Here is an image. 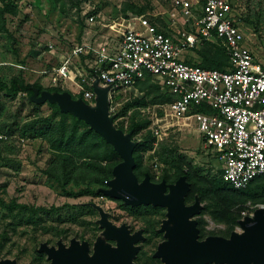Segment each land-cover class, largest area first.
<instances>
[{
    "label": "rangeland",
    "instance_id": "obj_1",
    "mask_svg": "<svg viewBox=\"0 0 264 264\" xmlns=\"http://www.w3.org/2000/svg\"><path fill=\"white\" fill-rule=\"evenodd\" d=\"M172 1L60 0L55 4L52 0H12L18 13L16 16H5L8 33H0V81L9 82L12 77L20 74L27 84L39 83L43 88L59 85L77 97L88 80L84 70L90 69L93 59L89 57H83L84 61L81 58H79L80 60L73 59V71L79 69L83 72V77L74 82L59 81L54 85L52 83V78L55 76L54 69L59 66L61 58L67 56L72 48L82 44H117L125 22L137 16L128 10V6L144 9V15L151 22L157 18L165 23L168 34H172V27L179 28L180 23L183 22L179 11L174 9ZM234 4L235 14L241 20L245 46L252 52L256 62L264 67V0H234ZM89 14L95 17L94 24L88 22ZM172 21H175L174 26L171 25ZM156 22L155 24L158 26ZM48 46H52V49ZM199 50L202 51V47L185 51L181 57L182 59L188 58L193 65H198L201 60ZM20 66L23 69H20ZM152 82L158 85L155 80ZM143 94L136 88V91L121 92L112 98L108 107L110 106L109 109H112L109 110V117L112 118L114 128L119 130L123 127L126 130L127 118L113 119V117L124 102L131 98H140ZM35 98L32 99V103H35V101L33 102ZM150 99L151 97L148 98V100ZM32 103L23 94L11 100L5 97L3 92H0V135L7 137L6 140H1L0 147L5 157L9 159L0 167V199L6 203L15 200L17 203L46 209L69 206L68 210L70 207L88 206L96 211V215L85 216L84 219L87 222L94 221L100 230L96 231L94 236L90 225L86 224L82 227L59 223V229H66L67 234L64 237L55 238L52 233L43 234L44 231L41 228H34L30 225L9 226L12 222L11 218L7 217L6 212L0 209V246L2 245L0 260L10 259L14 260L16 264H49L48 260L47 263H44V259L37 258L36 253H38L39 246L46 243L49 247H56L60 241L67 247L71 239L87 242L90 255L94 252L97 240L115 246L114 241L106 239L103 235L105 229L99 224V211H102L107 220L115 227L125 226L131 235L140 232L142 237H145L141 220L127 217L114 202L107 199L108 197H67L56 183L43 174L52 157L47 142L41 138L21 137L18 133V128L29 120L28 114ZM157 105L149 103L146 107H142L143 109L150 108V113L155 110L149 127L150 130L157 129L159 132L155 136L157 146L155 150L164 146L174 151L176 155L191 161L192 165L198 167L204 175L208 173L211 176L216 175L218 166L215 163L214 155L211 150L204 148L194 119L192 117L177 118L166 108L153 109ZM47 115H49V110L43 106L40 116ZM144 116L150 117L151 115L145 114ZM155 150L144 155V162L146 166L157 163L156 169L153 166V172L158 180L165 166L166 158L161 154H156ZM85 187L84 183L71 182L67 188L77 191ZM90 187L95 188L93 185ZM200 205L203 208V204ZM245 206L247 208L242 213L241 221L247 216H252L261 207L253 205L251 202L246 203ZM65 213L64 210L60 214L64 216ZM200 213L192 220L197 222L202 218L209 236L220 237L227 231L226 225L214 222L208 215L201 217ZM164 221H166V217L162 223ZM161 225L158 227V232L163 235L164 239V233L159 231ZM48 226H57L56 217L48 218L47 222L42 225L45 228ZM5 231L8 233L7 240L2 243V235ZM241 232L242 229L238 222L232 233L240 234ZM110 241L114 243H108ZM135 246L138 247V252L133 259L134 263L140 251L146 255H153L156 251L152 245L144 244V238L138 241ZM43 255L47 259L46 255Z\"/></svg>",
    "mask_w": 264,
    "mask_h": 264
},
{
    "label": "built area",
    "instance_id": "obj_2",
    "mask_svg": "<svg viewBox=\"0 0 264 264\" xmlns=\"http://www.w3.org/2000/svg\"><path fill=\"white\" fill-rule=\"evenodd\" d=\"M172 5L183 20L179 28L172 27V34L161 33L146 16H134L125 22L117 44L72 48L54 69L52 83L82 78L83 72L72 69L73 59H93V75L85 84L90 89L81 99L94 106L95 80L99 88L108 89L110 102L121 92L136 91L137 83L151 76L173 97L153 109L166 108L177 118L192 117L204 148L212 151L219 164L223 181L236 190L245 189L264 176V67L245 46L234 0H173ZM87 20L95 23L93 15ZM205 42L217 44L228 56L224 71L203 69L181 59L185 51ZM154 111L139 109L142 116L151 115L146 117L150 121ZM151 131L154 136L159 133ZM6 139L0 135V140ZM153 166L156 169L157 163Z\"/></svg>",
    "mask_w": 264,
    "mask_h": 264
},
{
    "label": "trees",
    "instance_id": "obj_3",
    "mask_svg": "<svg viewBox=\"0 0 264 264\" xmlns=\"http://www.w3.org/2000/svg\"><path fill=\"white\" fill-rule=\"evenodd\" d=\"M52 1L55 4L60 2V0ZM128 10H131L133 14L145 16L144 9L128 6ZM17 13L18 9L13 5L12 0H0V33H8L5 16H16ZM153 21L154 24L157 21L156 23L159 26L157 27L161 33L168 35L164 22L157 20V18H154ZM198 53L201 60L197 66L219 71H224L227 68L228 56L218 45L205 42L202 51L199 50ZM80 58L84 61L83 56ZM84 72L88 78L93 75L90 69L84 70ZM136 87L139 92L144 93L143 96L131 98L124 102L113 117V119L125 117L128 120L126 130L123 127L119 130L131 134L135 162L133 172L136 178L141 182L147 175L153 183L164 181L166 184H174L180 177L184 176L189 184V190L184 198L185 205H191L197 199L200 204H203L200 216L208 215L214 222L226 225L227 231L221 234L220 237L228 239L235 226L242 219V213L247 208L246 203L251 202L253 205L264 206V176L255 178L245 189L236 190L223 181L216 159L217 174L214 176H211L210 173L204 175L198 167L192 165L191 161L183 156L176 155L174 151L164 146H160L155 150L157 148L155 136L149 129L151 121L142 116L139 109L146 107L149 103L163 104L170 102L173 97L168 91H162L160 85L154 84L152 77L149 75L146 76L144 81L138 82ZM88 89L90 87L85 85L76 97L59 85L52 88H43L39 83L27 84L20 74L12 77L9 82L0 81V92H3L5 97L13 100L23 94L31 103L32 99L34 97L38 98L43 91L50 93L68 92L75 100L82 98L83 93ZM149 97H151L150 100H148ZM43 106L48 108L49 115L40 116ZM28 117L29 120L18 128L19 135L45 140L52 152L48 167L43 171V174L56 183L61 192L67 197H103L98 190L107 188V182L113 179V168L121 162L112 146L89 129V126L83 120H79L73 114L61 113L55 104H49L48 102L32 103ZM1 142L0 140V144ZM153 150L156 154H161L166 158L165 166L158 180L155 178L153 165L146 166L144 162V155ZM8 160L0 147V167ZM71 182H81L86 187L77 191L68 189L67 187ZM91 185L95 188H91ZM107 199L114 202L127 217L141 220L143 233L145 234L144 244L156 248L157 244L164 240L163 235L158 232V227L166 217L165 209L153 206L131 207L122 201L109 197ZM67 207L69 206L46 209L17 203L15 200L6 203L3 199H0V209L5 211L7 217L12 220L9 226L30 225L34 228H41L44 231L43 234L52 233L55 238H61L66 236L67 231L66 229H59V223H69L70 225L82 227L87 224L92 227V234L95 236V232L100 230L99 226L94 221L87 222L84 217L94 216L96 211L88 206L70 207L68 210ZM64 210L66 213L63 216L60 213ZM55 217L57 226L42 227L48 218ZM197 229L199 241H203L209 236L206 233L205 221L202 218L197 220ZM7 235V231L3 232L2 243L7 240ZM36 255L37 258L44 259V263L48 262L43 254L36 253ZM135 264H161V261L154 259L151 254L146 255L143 251H140Z\"/></svg>",
    "mask_w": 264,
    "mask_h": 264
},
{
    "label": "water",
    "instance_id": "obj_4",
    "mask_svg": "<svg viewBox=\"0 0 264 264\" xmlns=\"http://www.w3.org/2000/svg\"><path fill=\"white\" fill-rule=\"evenodd\" d=\"M98 84L99 81L95 80L92 86L96 95L94 106L86 105L81 98L72 99L68 92L43 91L38 98L34 97V101H47L55 104L63 114L72 113L118 154L121 162L112 170L113 179L107 182L106 189L98 192L131 207L153 206L166 210V221L159 230L164 233V240L157 245L153 257L162 264H264V206L239 221L240 234L232 233L228 239L209 236L199 241L197 222L192 218L200 213L202 206L197 199L192 205H185L184 198L189 190L185 177H180L174 184L164 181L154 184L147 175L138 181L133 172L131 134L112 126L108 89H101ZM99 213V224L105 229L103 235L114 241L115 246L97 240L90 255L87 242L71 239L67 247L60 241L56 247L42 243L38 253L45 254L49 264H134L138 252L135 244L143 239L141 233L131 235L127 227L117 228L102 211ZM0 264L16 262L5 259L0 260Z\"/></svg>",
    "mask_w": 264,
    "mask_h": 264
},
{
    "label": "crops",
    "instance_id": "obj_5",
    "mask_svg": "<svg viewBox=\"0 0 264 264\" xmlns=\"http://www.w3.org/2000/svg\"><path fill=\"white\" fill-rule=\"evenodd\" d=\"M181 59H182V57H181ZM182 60H184L186 63H190V61H189L188 58H186V59H182Z\"/></svg>",
    "mask_w": 264,
    "mask_h": 264
},
{
    "label": "flooded vegetation",
    "instance_id": "obj_6",
    "mask_svg": "<svg viewBox=\"0 0 264 264\" xmlns=\"http://www.w3.org/2000/svg\"><path fill=\"white\" fill-rule=\"evenodd\" d=\"M144 238V240H145V237H143ZM108 243H110V244H112V243H114V242H108ZM157 248V247H156ZM152 257H153V255H152ZM154 258V257H153ZM154 259H156V258H154ZM159 260V259H158ZM135 264V263H134Z\"/></svg>",
    "mask_w": 264,
    "mask_h": 264
}]
</instances>
